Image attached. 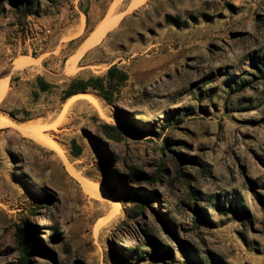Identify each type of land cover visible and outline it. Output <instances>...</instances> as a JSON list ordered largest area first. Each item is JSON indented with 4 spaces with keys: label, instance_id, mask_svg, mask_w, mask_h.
Here are the masks:
<instances>
[{
    "label": "rangeland",
    "instance_id": "1",
    "mask_svg": "<svg viewBox=\"0 0 264 264\" xmlns=\"http://www.w3.org/2000/svg\"><path fill=\"white\" fill-rule=\"evenodd\" d=\"M21 1L0 0V118L66 157L0 129V264H264V0ZM113 66L111 102L65 106Z\"/></svg>",
    "mask_w": 264,
    "mask_h": 264
},
{
    "label": "bare ground",
    "instance_id": "2",
    "mask_svg": "<svg viewBox=\"0 0 264 264\" xmlns=\"http://www.w3.org/2000/svg\"><path fill=\"white\" fill-rule=\"evenodd\" d=\"M145 1L146 0H133L131 8L137 9L138 7L143 5L145 3ZM114 8H112L110 10V13L105 18V20L99 25V27L87 39V42H86L87 44H85L83 49H87V48H91V47L96 46L97 44H99L105 38V36L111 30H113V29H115L117 27V25L119 23V19L115 17V9L116 8L115 9ZM16 63H17V66H19V67L23 64L22 61H19V62H16ZM6 84L5 83L4 84L0 83V100L3 99L4 96L6 95V91H7V85ZM81 99H88V100L96 103V100H95V98L92 95H90L88 93H77V94L71 96L69 99H67L64 104H65V106H68L71 103H73L74 101L81 100ZM5 128H12V129L18 131L19 133H21L23 138H27L29 140H33V141H35L36 143H38L40 145L49 147L51 150L58 152L61 156L65 155V152L63 150L62 145L58 141H56L55 139H53L51 137L50 138L43 137L41 135V133L39 131L40 129H39V127L37 125H31V124H25V123H17L11 118L2 117V118H0V129H5ZM65 157H66V155H65ZM64 159H66V158H64ZM69 169H70V167H69ZM72 173L75 175V177H79V174L77 175L76 171L75 172L72 171ZM89 193L92 194V190Z\"/></svg>",
    "mask_w": 264,
    "mask_h": 264
},
{
    "label": "trees",
    "instance_id": "3",
    "mask_svg": "<svg viewBox=\"0 0 264 264\" xmlns=\"http://www.w3.org/2000/svg\"><path fill=\"white\" fill-rule=\"evenodd\" d=\"M33 1L32 0H22L21 4H16V8L18 10H21V12L24 15H31L33 12L31 9L33 8ZM108 79L109 83L106 85L105 80L102 78H90L88 81H73L69 90L66 92L64 100L68 99L69 97L77 94V93H87L89 88H92L93 90H96L100 93L101 96H103L108 102L112 101V93H110V90L113 88V85L120 86L122 83H124L128 76L126 73L119 71V69L116 66H113L108 71ZM116 82V84H115ZM50 85L47 83H44V87H42L43 91H47ZM73 152L74 155L78 156L81 154L80 147L77 146L76 142L73 143Z\"/></svg>",
    "mask_w": 264,
    "mask_h": 264
},
{
    "label": "crops",
    "instance_id": "4",
    "mask_svg": "<svg viewBox=\"0 0 264 264\" xmlns=\"http://www.w3.org/2000/svg\"><path fill=\"white\" fill-rule=\"evenodd\" d=\"M104 20H105V19L103 18V19L99 22V24L102 23ZM99 24H98V25H99ZM98 25H97V26H98ZM97 26H96V27H97ZM95 29H96V28H95ZM90 36H91V34H90V35H89V36L83 41L82 46H85V44H87V43H86V42H87V39H88ZM87 49H89V48H87ZM74 58H75V57H74ZM74 58H71V59H70V62H72V61L74 60ZM19 61H22V60H19ZM19 61H18V62H19ZM69 68H70V66L68 65V70H69ZM68 99H69V98H68ZM66 100H67V99H66Z\"/></svg>",
    "mask_w": 264,
    "mask_h": 264
}]
</instances>
